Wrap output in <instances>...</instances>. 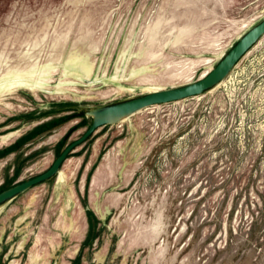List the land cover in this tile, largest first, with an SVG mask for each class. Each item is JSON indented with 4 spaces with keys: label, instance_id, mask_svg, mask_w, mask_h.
I'll list each match as a JSON object with an SVG mask.
<instances>
[{
    "label": "rangeland",
    "instance_id": "rangeland-1",
    "mask_svg": "<svg viewBox=\"0 0 264 264\" xmlns=\"http://www.w3.org/2000/svg\"><path fill=\"white\" fill-rule=\"evenodd\" d=\"M169 1L0 0V78L50 65L44 89L0 93V120L39 103L97 105L198 80L264 17V0ZM86 63L90 80L78 77ZM98 129L99 157L119 167L116 189L60 264H264V35L214 89ZM45 166L2 168L0 181Z\"/></svg>",
    "mask_w": 264,
    "mask_h": 264
},
{
    "label": "crops",
    "instance_id": "crops-1",
    "mask_svg": "<svg viewBox=\"0 0 264 264\" xmlns=\"http://www.w3.org/2000/svg\"><path fill=\"white\" fill-rule=\"evenodd\" d=\"M71 102L39 103L1 119L0 169L27 171L33 161L42 159L46 166L38 173L46 170L77 137L75 130L67 136V130L86 120L69 117L73 110L64 106ZM101 137L97 128L68 154L59 174L0 208V264H60L72 257L77 239L87 236L91 213L103 220L107 191L116 189L113 179L119 167L109 153L99 157ZM28 177L4 176L0 185L9 181L4 187L11 186Z\"/></svg>",
    "mask_w": 264,
    "mask_h": 264
},
{
    "label": "water",
    "instance_id": "water-1",
    "mask_svg": "<svg viewBox=\"0 0 264 264\" xmlns=\"http://www.w3.org/2000/svg\"><path fill=\"white\" fill-rule=\"evenodd\" d=\"M263 35L264 17L239 35L237 40L221 54L206 75L198 80L165 89H155L137 95H130L97 105H83L78 102L67 103L64 108L73 110L69 117L86 118L88 120L87 127L79 137L65 145L46 170L16 182L11 186L0 188V208L32 186L56 176L68 154L76 146L84 142L98 127L117 124L126 118H130L134 113L153 105L181 100L214 89L229 75L239 60ZM76 129L77 125L68 132L67 136Z\"/></svg>",
    "mask_w": 264,
    "mask_h": 264
},
{
    "label": "bare ground",
    "instance_id": "bare-ground-1",
    "mask_svg": "<svg viewBox=\"0 0 264 264\" xmlns=\"http://www.w3.org/2000/svg\"><path fill=\"white\" fill-rule=\"evenodd\" d=\"M168 1V0H167ZM171 1V0H170ZM169 1V2H170ZM179 1V0H178ZM183 1V0H182ZM180 2V1H179ZM178 2V3H179ZM168 3V2H167ZM166 5L167 4H165V7H166ZM185 5V4H184ZM160 8H161V6H160ZM159 11V10H158ZM163 11V10H162ZM161 11V12H162ZM160 12V11H159ZM163 14V13H162ZM177 14V13H176ZM183 15V14H182ZM157 16V15H156ZM191 16V15H190ZM73 17V16H72ZM71 17V18H72ZM193 17V16H192ZM70 18V19H71ZM74 18V17H73ZM194 18H196V17H194ZM69 19V20H70ZM178 19V18H177ZM187 20H189L190 21V18L188 19V18H186ZM193 19V18H192ZM197 19V18H196ZM72 20V19H71ZM184 21H186V20H184ZM48 23H50V22H47V24ZM187 23H189V22H187ZM44 25V24H43ZM50 26V25H49ZM202 29V28H201ZM55 30H56V28H55ZM54 30V31H55ZM67 32H69V31H67ZM45 33V32H44ZM34 34V33H33ZM35 35V34H34ZM39 35V34H38ZM137 35V34H136ZM31 36L32 35H30V38H31ZM36 36V35H35ZM34 36V37H35ZM41 36V35H40ZM133 36V35H132ZM138 36V35H137ZM33 37V38H34ZM37 37V36H36ZM42 37H43V35H42ZM212 37V36H211ZM44 38H45V36H44ZM43 38V39H44ZM66 38V37H65ZM189 38V37H188ZM11 40V39H10ZM25 40V39H24ZM23 40V41H24ZM28 40V39H27ZM31 39H29V41H30ZM40 40V39H39ZM58 40V39H57ZM142 40V39H141ZM140 40V41H141ZM19 41H20V39H19ZM34 41H36V40H34ZM42 41V40H41ZM40 41V42H41ZM213 40H211V42H212ZM53 42V41H52ZM92 42V41H91ZM131 42V41H130ZM34 43V42H33ZM42 43H43V41H42ZM6 44V43H5ZM31 44V43H30ZM47 44V43H46ZM53 44V43H52ZM131 44H132V42H131ZM21 45H22V42H21ZM180 45V44H179ZM5 46V45H4ZM29 46V45H28ZM46 46V45H45ZM50 46V45H49ZM98 46V45H97ZM133 46V45H132ZM176 46V45H175ZM9 47V46H8ZM22 48L23 47H25V46H21ZM21 47H20V49H21ZM35 47V46H34ZM39 47V46H38ZM89 47V46H88ZM46 48V47H45ZM94 48H95V46H94ZM99 48V47H98ZM2 49H4V48H2ZM30 49V48H29ZM28 49V50H29ZM142 49V48H141ZM7 50V49H6ZM6 50H5V52H6ZM31 50V49H30ZM8 51V50H7ZM9 51H10V49H9ZM18 51H21V50H18ZM29 52V51H28ZM122 52V51H121ZM143 52V51H142ZM161 52H162V50H161ZM124 53V52H123ZM128 53H130V52H128ZM135 53L137 54V52L135 51ZM144 53V52H143ZM3 54V53H2ZM24 54V53H23ZM71 54V53H70ZM69 54V55H70ZM77 54H79V53H77ZM76 54V55H77ZM122 54V53H121ZM5 55H7V53L5 54ZM4 55V56H5ZM26 55V54H25ZM28 55H29V53H28ZM86 55V54H85ZM129 55V54H128ZM146 55V54H145ZM9 56V55H8ZM38 56V55H37ZM73 56V55H72ZM77 56H79V55H77ZM90 56V55H89ZM218 56V55H217ZM84 57H86V56H84ZM87 57H88V55H87ZM122 57V56H121ZM128 57V56H127ZM5 58V57H4ZM3 58V59H4ZM9 57H7V59H8ZM26 58H27V56H26ZM37 58V57H36ZM35 58V59H36ZM74 58H77V57H74ZM129 58V57H128ZM67 59V58H66ZM82 59H85V58H83V56H82ZM122 59V58H121ZM120 59V60H121ZM150 59V58H149ZM161 59V58H160ZM159 59V60H160ZM2 60V59H1ZM0 60V61H1ZM15 60V59H14ZM78 60H79V58H78ZM49 61V60H48ZM64 61H65V59H64ZM85 61V60H84ZM126 61V60H125ZM5 62V61H4ZM155 62V61H154ZM157 62V61H156ZM49 63V62H48ZM51 63V62H50ZM91 63V62H90ZM120 63V62H119ZM4 64V63H3ZM1 65V64H0ZM7 65V64H6ZM14 65V64H13ZM55 66H56V64H54ZM53 65V66H54ZM74 62L73 61H67V63H66V66H65V70L66 71H68V70H70V68L72 67V68H74ZM9 66V65H8ZM50 65L48 64H45L44 66L42 65V67H39V70H37L36 68H34V69H32V70H29V71H19V70H16V68L15 67H13V68H15V70L16 71H9V72H7L6 74H4L1 78H0V93L1 92H3V91H7V90H12V89H15V88H19V87H25V88H29V89H44L45 87H46V85L48 84L47 83V81H49V80H47V77H45V75L47 74V69H48V67H49ZM54 66V67H55ZM119 66V65H118ZM23 67V66H22ZM36 67V66H35ZM83 70H82V72L81 73H79L78 74V77H79V79H83V78H87V79H89L90 80V77H91V67H90V65L89 64H84L83 66ZM120 67V66H119ZM119 67H117V65H116V70H115V72H114V74L112 75V76H110L109 77V79L110 80H116V79H118L119 78V76H120V71H121V69L119 68ZM1 68V67H0ZM9 68V67H8ZM53 68V67H52ZM19 69V68H18ZM23 69V68H22ZM31 69V68H30ZM82 69V68H81ZM124 69V68H123ZM122 69V70H123ZM151 69V68H150ZM166 69V68H165ZM21 70V69H20ZM25 70V69H24ZM28 70V69H27ZM130 70V69H129ZM134 71H135V69H133ZM137 70V69H136ZM141 70V69H140ZM134 71H132V73H134ZM147 71V70H146ZM146 71H144V72H146ZM135 72H137V71H135ZM142 72V71H141ZM144 72H142V73H144ZM151 72H152V70H151ZM137 74H138V72H137ZM136 74V75H137ZM122 75H123V73H122ZM135 75V74H134ZM135 75V76H136ZM139 75V74H138ZM146 75V74H145ZM154 75V74H153ZM35 76H38L37 78L35 77ZM103 76H105L104 74H103ZM134 76V77H135ZM144 76V75H143ZM147 76H151V75H147ZM132 77H133V75H132ZM145 77V76H144ZM49 78V77H48ZM101 78V76H99L98 74L97 75H95V77L92 79V81H95V80H98V79H100ZM225 80V79H224ZM223 80V81H224ZM68 81V80H67ZM91 81V82H92ZM99 81V80H98ZM223 81H221L219 84H221ZM137 83V82H136ZM64 84V82H60L59 84H58V86L60 87V86H62ZM69 84V83H68ZM67 84V85H68ZM70 84H72V83H70ZM218 84V85H219ZM57 85V84H56ZM70 86V85H69ZM121 88H123V89H129L128 87H126V86H124V85H119ZM118 86V87H119ZM130 89H132V88H130ZM129 89V90H130ZM142 89V88H141ZM16 90V89H15ZM144 90L147 92V91H151V90H153L152 88H150V87H146V88H144ZM8 92H10V91H8ZM2 94V93H1ZM82 98V97H81ZM58 174H59V172H58Z\"/></svg>",
    "mask_w": 264,
    "mask_h": 264
},
{
    "label": "trees",
    "instance_id": "trees-1",
    "mask_svg": "<svg viewBox=\"0 0 264 264\" xmlns=\"http://www.w3.org/2000/svg\"><path fill=\"white\" fill-rule=\"evenodd\" d=\"M74 126H75V125H74ZM74 126H73V127H74ZM73 127H72V128H73ZM77 127H78V125H77ZM72 128H71V129H72ZM71 129H70V130H71ZM70 130H69V131H70ZM64 140H66V138H65Z\"/></svg>",
    "mask_w": 264,
    "mask_h": 264
},
{
    "label": "flooded vegetation",
    "instance_id": "flooded-vegetation-1",
    "mask_svg": "<svg viewBox=\"0 0 264 264\" xmlns=\"http://www.w3.org/2000/svg\"><path fill=\"white\" fill-rule=\"evenodd\" d=\"M61 177V176H60Z\"/></svg>",
    "mask_w": 264,
    "mask_h": 264
}]
</instances>
